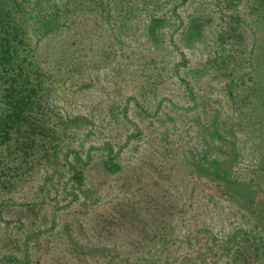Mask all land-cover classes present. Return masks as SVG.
Segmentation results:
<instances>
[{
  "label": "trees",
  "instance_id": "obj_1",
  "mask_svg": "<svg viewBox=\"0 0 264 264\" xmlns=\"http://www.w3.org/2000/svg\"><path fill=\"white\" fill-rule=\"evenodd\" d=\"M83 5L79 0H0V264H264V0H222L220 22L200 10L176 14L183 17L182 39L193 44L189 47L212 55L203 66H188L185 58L177 66L166 61L159 46L164 21L151 12L161 0ZM142 12L150 22L148 44H128L126 32L134 31L131 25ZM76 17L86 26L78 27ZM93 30L105 36L100 46L87 39ZM71 31V39H62ZM216 31L215 39L207 40ZM49 35L57 45L44 52L40 42ZM217 81L224 82V103L209 100ZM177 88L194 112L192 122L199 129L194 145L182 150L180 159L168 141L153 142L159 149L119 174L126 194L102 207L104 199L97 202L86 185L91 163L82 164L75 150L69 151L75 153L71 160L65 154L69 134L86 129L85 137H94L105 104L107 128L129 121L131 105L151 125L162 111L152 97L165 91L175 108ZM60 101L87 112L62 114ZM148 102L155 108H146ZM132 126L142 135L139 126ZM240 163L251 166L244 178L249 181L239 178ZM68 165L63 188L76 187L75 198L83 202L62 230L27 236L37 219L34 210L28 216L33 220L22 221L17 213V226L4 222L6 214L16 212L15 197L38 185L33 194L42 204L50 198L55 202L54 224L63 210L57 206L54 179L61 181L64 174L57 169ZM53 167L54 174L40 185L41 173ZM202 180L215 184L218 194L197 186ZM215 198L239 211L230 232L222 214L210 211ZM215 225L218 234L210 228ZM188 226L191 231L183 237Z\"/></svg>",
  "mask_w": 264,
  "mask_h": 264
},
{
  "label": "rangeland",
  "instance_id": "obj_2",
  "mask_svg": "<svg viewBox=\"0 0 264 264\" xmlns=\"http://www.w3.org/2000/svg\"><path fill=\"white\" fill-rule=\"evenodd\" d=\"M93 0H79V2L84 3V5L81 8H86L87 6H91L90 2ZM147 1V0H144ZM172 1V0H169ZM191 1V0H189ZM194 4L188 5L186 4V0H173L169 4H166L165 0H161V5L157 11L151 10L155 14V19L164 21V26L161 29V35H160V41L159 46L162 49V51L165 54L166 61L168 63L171 62L172 66H177L181 62L185 63L186 61H182L183 58H185L188 62V66H197V65H204L207 60H212L211 54H209L205 49L201 47H189L193 44L188 43V41H184L182 39V35L184 32V20L183 17L190 14V11H205L209 16L215 17L220 22V17L217 11L220 9L217 4L218 2H222V0H194ZM75 6V5H73ZM77 7L79 5H76ZM141 6V5H139ZM189 6V8H187ZM98 7V5H97ZM142 12L135 23L131 25L132 29L134 30L132 33H128V39L124 40V34L120 37L130 44V42H137L142 45L148 44V40L146 38L145 32L148 31L150 22L149 19L147 20L145 18V15ZM182 14L180 18L176 16V14ZM136 14V10H135ZM139 18L141 19L139 21ZM107 19V18H106ZM74 21L77 22V26L80 28H83L86 26V22L81 17H76ZM74 23V22H73ZM90 30H92L94 27H89ZM89 31V30H87ZM73 31L69 33L67 37H62V39H71L73 37ZM124 32V29L122 31H118V33ZM208 36V30L206 33ZM218 32L216 31L215 34L211 37H208L207 40H213L215 39V35H217ZM90 36L87 37L89 42L94 43L96 46H100L103 43V39L105 38L104 35L99 34L98 32H95L94 30L90 32ZM52 35L47 36V38H44L40 44H43V51L49 52L54 48V45L56 44V41L54 37H51ZM60 39V38H59ZM55 40V41H54ZM118 43L121 42L124 44V41L117 40ZM57 45V44H56ZM170 69V65H169ZM192 81V79H189ZM202 83H205L203 80ZM215 89L212 88V90L209 89L210 94V102L214 101L215 99H222L223 96H221L220 93H222L221 89L224 87V82H215ZM200 90V85L196 86ZM179 91H177L175 94L177 97H175L176 102H178L177 106L175 108H172V106L169 105L167 102L171 97L169 96V93H166L164 91L163 94L152 97L156 100L158 99L157 104L159 101L161 102L162 111L159 113L158 118H154L152 120L151 125H148L147 122H145L146 118L141 119L138 118L134 113L133 105H131L130 113H129V121L126 120H117L114 124H111V127L107 128L108 125H106V118L108 116L107 111L109 109V105H104L100 112V119L98 123H96L97 128L94 130L95 135L94 137L89 136L85 137L86 129H83L81 132L73 133L71 132L69 134V139L66 144V156H68V159H72L75 156V153L69 152L71 150H75L79 152L80 158H78L79 161L82 160V164H90L89 168L87 169V182L86 185L88 188H91L94 191V196L98 198L97 202L102 201L101 205L108 206L111 199L115 198L117 195L122 196L123 194H126L123 190L120 189V185L122 183L121 177L119 174H121V171L127 167L128 165H134L136 163V160L138 158L147 160L148 157L151 154V149H159V146L157 144L153 145V142H161V141H168L172 144V149L176 153V156L181 159V152L182 150L188 151L189 146L194 145V138L199 129L194 124L193 125V116L194 112L191 110H188V104L184 100L182 96L181 89L177 88ZM67 91V90H66ZM65 91V92H66ZM179 100V101H178ZM155 101V100H154ZM153 101V102H154ZM181 102V103H180ZM222 103H224V100L222 99ZM154 104L151 103L146 108L152 110L154 109ZM59 108L65 110L62 111V114H65L66 112H69L71 116L77 115V114H86L87 110L78 108V107H71L68 108V105L64 101H60L58 103ZM183 106V108H186V110H181L180 108ZM219 107V106H217ZM221 109V107L219 108ZM223 111H225V108H223ZM117 115H118V111ZM147 114H150L148 112ZM109 118V117H108ZM132 124H135L136 126H139L142 135H139L137 131L134 130V126ZM101 125L102 127H99ZM170 136L167 138V136ZM110 146L112 149V153L107 146ZM151 145V146H150ZM182 146V148L185 146V148L180 149L179 147ZM119 154V157H118ZM179 156H178V155ZM92 156V161L89 162V159L87 156ZM113 156H117L113 159ZM179 160V159H178ZM242 160V159H241ZM64 163V162H63ZM62 163L63 166H65ZM75 163L79 166L78 161H75ZM74 163V164H75ZM70 165V164H69ZM66 168H58L57 170L60 171V174L63 175V179L60 181L59 179H54V185H55V196L58 201V207L63 208V210L59 213L58 216L55 217V221L53 224L52 219V207L55 205V202L50 198L47 203L42 204V201L39 197H36L35 194H33V191H35L37 188L35 186H31V188L23 189L21 193H19L15 199L14 204L16 207H14L13 211L15 210V213H8L5 216V221L7 224L12 223L14 226L16 225V220L19 219V215L21 220L23 221H29L33 220L28 219L29 212L34 210L37 212V219L33 220L32 226L30 228L29 232H26V235L29 236L31 234H37L38 232H50L56 234V232L62 230L63 224L70 220L72 218V213L78 212V210L81 209L80 205L83 202L82 198L76 199L75 196L78 192L74 191L70 185H66V187L63 188L64 182L69 178V174L67 173ZM251 166H248L247 164L240 163L238 170H240L239 178L244 179L246 170L250 168ZM53 168H47L46 171H43L39 177L40 185L43 184L45 180V176L53 175ZM145 176V175H143ZM243 181H249V178L244 179ZM133 184V183H132ZM197 186L202 187L206 190L208 193L212 194H218V188L215 184L207 183L205 180L201 181V184L197 183ZM35 187V188H33ZM135 186L133 185L132 188ZM97 188H108L111 190L112 194L105 195L102 194V191H99ZM118 188V190L116 189ZM205 195V194H203ZM54 197V196H53ZM54 197V198H55ZM99 199H101L99 201ZM203 200L207 203L210 199L206 196L203 197ZM210 211L218 210L223 217V220H225L226 223V231L230 232L232 228L235 227V219L240 218L239 211L229 202L223 201L221 199L215 198L213 199V203L210 205ZM42 208L41 211H39V208ZM64 208H67L64 210ZM45 209H49L46 211ZM12 211V212H13ZM19 213V215L17 214ZM17 214V215H16ZM57 214V213H56ZM239 214V215H237ZM26 215V216H25ZM25 216V217H24ZM36 218V217H35ZM2 228L6 227V224L1 223ZM236 226V227H240ZM213 233L218 234L219 231H221L220 227L215 225L216 229H213L210 227ZM191 231V227L188 226L182 232L183 237L186 234H189ZM51 235V234H48Z\"/></svg>",
  "mask_w": 264,
  "mask_h": 264
}]
</instances>
